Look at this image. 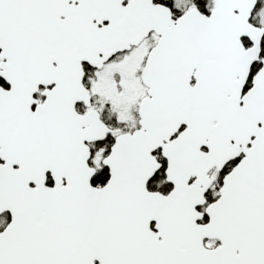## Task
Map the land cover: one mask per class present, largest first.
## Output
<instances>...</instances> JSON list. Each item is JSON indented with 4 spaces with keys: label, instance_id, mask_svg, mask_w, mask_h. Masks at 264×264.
Segmentation results:
<instances>
[{
    "label": "snow or ice",
    "instance_id": "obj_1",
    "mask_svg": "<svg viewBox=\"0 0 264 264\" xmlns=\"http://www.w3.org/2000/svg\"><path fill=\"white\" fill-rule=\"evenodd\" d=\"M0 264H264V0H0Z\"/></svg>",
    "mask_w": 264,
    "mask_h": 264
}]
</instances>
